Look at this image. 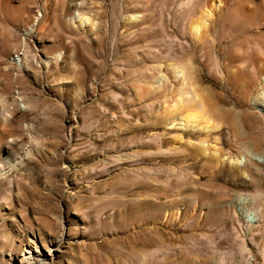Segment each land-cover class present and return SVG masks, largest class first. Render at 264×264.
<instances>
[{
    "label": "rangeland",
    "instance_id": "obj_1",
    "mask_svg": "<svg viewBox=\"0 0 264 264\" xmlns=\"http://www.w3.org/2000/svg\"><path fill=\"white\" fill-rule=\"evenodd\" d=\"M189 1L0 0V264H264L260 75Z\"/></svg>",
    "mask_w": 264,
    "mask_h": 264
},
{
    "label": "bare ground",
    "instance_id": "obj_2",
    "mask_svg": "<svg viewBox=\"0 0 264 264\" xmlns=\"http://www.w3.org/2000/svg\"><path fill=\"white\" fill-rule=\"evenodd\" d=\"M189 2H190L189 16L191 17V20H192L190 21V27L194 30L196 34L195 39H193L194 44H197L196 46L199 49H204L206 53L209 54L211 51L212 43H211V39L206 34L214 33V34H217L219 37H221L220 39H225V38L232 39L231 40L232 44L231 45L229 44L232 49L229 51L227 50L228 52L225 55V57H222V58L220 57V60L222 64L225 66V70L227 71V74L231 75V77L233 76L235 79H238V78L240 79L241 77L244 80L243 90H244V94L246 95L252 89L254 78L260 75V81L258 83V87H259L261 96L255 97L253 100V103L261 104L264 106V0H191ZM203 5H206V7H208V10L205 13L202 11L200 12L199 10V8ZM77 18H80V17L78 16ZM254 25L257 27L261 26V28L258 30L257 28H255L257 31H254L252 29V26ZM232 36L235 38L234 40ZM237 47L239 48L241 47L242 49H244V51L241 53L238 52L237 50L239 48L236 49ZM226 60H228L227 63L225 62ZM235 60L239 61V64L238 63L235 64V69L237 71L234 74L232 73V66L234 64L232 65L231 63L232 62L234 63ZM176 74L178 77L177 79L180 80V83L186 84L187 76L185 75L184 71H182V69L180 68L176 69ZM214 114H217L219 118H221V120L223 121L222 122L223 126L229 127L232 130V133L235 137H240L243 135L244 132H242L236 117H226L223 114V112L214 113ZM175 123L178 124L176 121L173 124ZM207 135H208V132H207ZM203 147L204 145L201 146L199 144H193V147H191L193 148L191 149L193 152L190 153L189 156L192 158V155H194L195 157V155H197L201 151H204L206 148H208L207 146H205L204 148ZM221 155L224 156L226 155V153L222 152ZM227 157H230V156L227 155ZM199 159L200 158H198V160ZM211 161H209V163ZM187 197H191L195 200V202L191 200L194 202V204H191L190 207L185 205L184 209H187V210H192V209L195 210L197 206H199L198 208L210 206L212 198H213V196H211L208 192L202 191V190H193V192L189 193V195L183 194L182 196L183 203ZM133 203L131 206L129 205V209L127 208L128 207L127 206V207H123L125 209H122V210H127L130 212H133L136 210V213L138 210H142L143 211L142 213H146V212L149 213L151 211V209L149 207H146V205L140 206V205H135ZM171 203L172 205H175V204L177 205L176 202L175 203L171 202ZM147 206H150V205H147ZM158 207L161 208V206H158ZM156 209H159V208H156ZM131 215L134 216L132 213Z\"/></svg>",
    "mask_w": 264,
    "mask_h": 264
}]
</instances>
